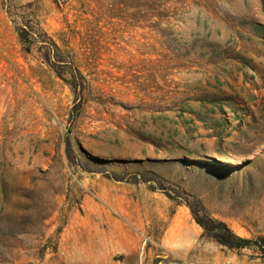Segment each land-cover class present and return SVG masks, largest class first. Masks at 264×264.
Instances as JSON below:
<instances>
[{
    "label": "rangeland",
    "instance_id": "1",
    "mask_svg": "<svg viewBox=\"0 0 264 264\" xmlns=\"http://www.w3.org/2000/svg\"><path fill=\"white\" fill-rule=\"evenodd\" d=\"M261 239L264 0H0V264H264Z\"/></svg>",
    "mask_w": 264,
    "mask_h": 264
},
{
    "label": "trees",
    "instance_id": "2",
    "mask_svg": "<svg viewBox=\"0 0 264 264\" xmlns=\"http://www.w3.org/2000/svg\"><path fill=\"white\" fill-rule=\"evenodd\" d=\"M196 164H200L199 162ZM198 224L203 228L204 234L211 237L216 242L228 247L229 249H244L251 247L250 241L242 239L235 236L226 224L214 220L200 221L197 220ZM255 247L260 251L262 257L264 258V240L261 239L259 242L255 243Z\"/></svg>",
    "mask_w": 264,
    "mask_h": 264
},
{
    "label": "bare ground",
    "instance_id": "3",
    "mask_svg": "<svg viewBox=\"0 0 264 264\" xmlns=\"http://www.w3.org/2000/svg\"><path fill=\"white\" fill-rule=\"evenodd\" d=\"M171 228H172V227H171ZM172 230H173V229H172ZM172 230H171V232H170L171 235H173V231H172ZM176 231H177V229H176ZM171 235H170V236H171ZM169 238H170V237H169Z\"/></svg>",
    "mask_w": 264,
    "mask_h": 264
}]
</instances>
